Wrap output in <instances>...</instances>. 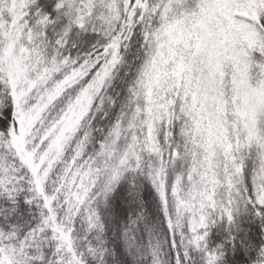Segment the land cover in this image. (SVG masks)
Returning <instances> with one entry per match:
<instances>
[{
  "label": "snow or ice",
  "instance_id": "6c2138e0",
  "mask_svg": "<svg viewBox=\"0 0 264 264\" xmlns=\"http://www.w3.org/2000/svg\"><path fill=\"white\" fill-rule=\"evenodd\" d=\"M0 264H264V0H0Z\"/></svg>",
  "mask_w": 264,
  "mask_h": 264
}]
</instances>
